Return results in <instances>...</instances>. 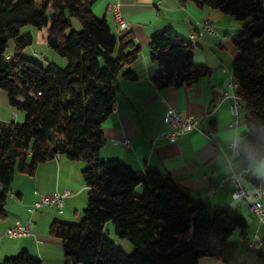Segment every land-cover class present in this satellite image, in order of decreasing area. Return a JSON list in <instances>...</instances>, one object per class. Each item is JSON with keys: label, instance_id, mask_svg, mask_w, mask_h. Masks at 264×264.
Returning <instances> with one entry per match:
<instances>
[{"label": "trees", "instance_id": "16d2710c", "mask_svg": "<svg viewBox=\"0 0 264 264\" xmlns=\"http://www.w3.org/2000/svg\"><path fill=\"white\" fill-rule=\"evenodd\" d=\"M97 0H0V90L25 112L23 123L0 120V218L7 216V197L16 169L34 174L57 155L84 160L88 202L80 223L55 221L49 233L62 240L66 264H199L214 257L224 264H264V247L251 248L248 222L230 207L196 201L170 175L135 171L120 159L103 160V124L112 114L117 80L136 78L129 66L141 48L132 32L116 37L106 18L93 12ZM211 7L242 21L234 38L237 95L245 118L264 121V0H179ZM74 19L80 29L74 28ZM49 26L47 42L68 59L65 68L42 66L22 56L31 45L24 26ZM14 53L9 54L10 42ZM151 58L158 65L157 89L191 86L210 74L195 63L194 43L167 27L152 35ZM9 55V57H7ZM142 187L143 193L138 189ZM116 233L135 247L126 254L106 236ZM237 229L242 244H231ZM2 264H44L22 251Z\"/></svg>", "mask_w": 264, "mask_h": 264}, {"label": "crops", "instance_id": "0c3cea01", "mask_svg": "<svg viewBox=\"0 0 264 264\" xmlns=\"http://www.w3.org/2000/svg\"><path fill=\"white\" fill-rule=\"evenodd\" d=\"M119 3L127 26L120 28L113 14V6ZM93 12L106 18L116 37L132 32L141 48L139 58L129 68L134 80L122 75L117 80V96L112 114L103 124L106 142L100 156L104 160L120 159L135 171L145 174L148 170L170 175L189 190L196 201L214 207H230L233 184L228 180L231 172L223 175L220 169L227 163L219 152L216 141L219 131L227 130V119L245 118L246 106L240 101L238 114H234L233 95L237 84L233 79V61L238 54L234 38L241 31L243 22L211 7H199L191 2L181 5L179 0H97ZM213 21L218 28L214 36H202L193 47L195 63L210 68L208 76L191 86L157 89L153 77L158 65L151 58L152 35L172 27L187 41L190 34L202 24ZM180 111L201 117L198 127L182 135L176 141L160 138L169 129L164 117L167 111ZM21 111V110H18ZM9 102L5 91L0 90V120L19 122L23 111L18 112ZM133 142L131 147L118 144L119 139ZM219 154V159L217 156ZM84 160H71L60 154L40 163L30 175L16 169L12 190L7 197L5 218H0V264L6 257L22 251L43 260L44 264H66L62 240L49 233L55 221L72 222L84 213L87 187L82 171ZM71 191L62 210L43 207L32 211L33 204L41 196ZM1 194V186H0ZM258 202L264 208V198ZM246 218L247 236L250 242L261 237L264 247V223L250 211L244 201L232 208ZM20 223L30 224L31 234L13 238L6 234L8 227ZM241 232L235 243L242 244ZM199 264H224L214 257H203Z\"/></svg>", "mask_w": 264, "mask_h": 264}, {"label": "clouds", "instance_id": "9594fccd", "mask_svg": "<svg viewBox=\"0 0 264 264\" xmlns=\"http://www.w3.org/2000/svg\"><path fill=\"white\" fill-rule=\"evenodd\" d=\"M227 121L226 131L220 132L221 126L218 128L216 141L227 162L220 172H231L228 180L238 189L230 203L236 208L245 200L264 198V121L242 116Z\"/></svg>", "mask_w": 264, "mask_h": 264}, {"label": "built area", "instance_id": "2783aa9c", "mask_svg": "<svg viewBox=\"0 0 264 264\" xmlns=\"http://www.w3.org/2000/svg\"><path fill=\"white\" fill-rule=\"evenodd\" d=\"M113 14L120 28H125L127 26L126 20L123 17L122 9L119 3H116L113 6ZM218 34L217 25L211 21L207 20L202 24L201 29L195 30L190 34V42L197 43L199 39L204 35L214 36ZM9 57V55H7ZM234 105H233V113L238 114L237 106L240 103V99L237 94L233 95ZM201 117L194 114H184L180 111H167L164 117L165 123L169 126V129L163 131L159 137L163 139H168L169 141H176L182 135L187 134L198 127L199 121ZM118 144L126 145L131 147L133 142L130 139L123 138L117 141ZM238 189L233 185L232 194L237 192ZM73 195V192L67 190L63 192H57L52 195L41 196L35 203L33 204L32 211H36L43 207L51 208L54 210H62L65 207L66 200ZM260 198H257L254 201H247L249 203V208L252 213H254L258 218L260 223H264V208L258 202ZM30 224L26 225L16 223L8 227L6 234L13 238H22L31 234ZM261 237L259 235L256 236V240L249 243L251 248H257V246L262 243Z\"/></svg>", "mask_w": 264, "mask_h": 264}, {"label": "rangeland", "instance_id": "374dc122", "mask_svg": "<svg viewBox=\"0 0 264 264\" xmlns=\"http://www.w3.org/2000/svg\"><path fill=\"white\" fill-rule=\"evenodd\" d=\"M74 28L80 29L79 22L74 19ZM49 26H45L43 28H37L36 26H24L21 29V33H29L32 38L33 42L31 45L27 46L22 50V56L30 61L36 62L42 66H46L49 63H53L59 68H65L68 64V59L64 56H61L58 52H56L55 49L49 46L47 42V34H48ZM14 42H10V46L8 49L9 54L13 55L14 53ZM18 111V110H17ZM21 112V111H18ZM25 113V112H23ZM25 120V114L23 119L20 121V123H23ZM104 160V159H103ZM138 193L142 194L143 190L142 187H139ZM87 195V201H84V209L87 206L88 202V189L85 192ZM83 209V211H84ZM84 213L81 215L79 219H76L75 221H72L73 223H80L83 218ZM106 236L115 243V246L118 249H121L126 254H132L134 252V245L127 239L120 237L115 230V225L113 222H108L106 225ZM240 232L239 229L233 232V234L229 237V241L231 244H237L235 243V238L237 237L238 233Z\"/></svg>", "mask_w": 264, "mask_h": 264}]
</instances>
